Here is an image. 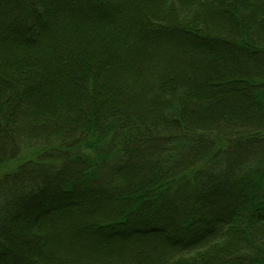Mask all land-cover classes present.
<instances>
[{"label":"trees","instance_id":"obj_1","mask_svg":"<svg viewBox=\"0 0 264 264\" xmlns=\"http://www.w3.org/2000/svg\"><path fill=\"white\" fill-rule=\"evenodd\" d=\"M244 2L0 0V264H264Z\"/></svg>","mask_w":264,"mask_h":264},{"label":"rangeland","instance_id":"obj_2","mask_svg":"<svg viewBox=\"0 0 264 264\" xmlns=\"http://www.w3.org/2000/svg\"><path fill=\"white\" fill-rule=\"evenodd\" d=\"M243 1H245L244 3H247L250 6H253L254 8H256V10H258V12H257L258 16H256L254 18V20H252L253 25L256 24V20L258 18H262V19L264 18V0H243ZM211 25H213L217 29L221 30V32H224L223 29L221 28L222 26H220V25H222L221 23H216V21H213ZM208 76H209V74H201V73L200 74L199 73L193 74V76H192L193 78H192L191 82L193 84L203 83L204 81H206L210 78V77L208 78ZM221 215L223 216L224 213L223 214L221 213ZM65 227H66V225L63 228H65ZM61 230H63L64 235L66 233V235L70 236L69 238L67 237L66 242L72 243L75 246H80V247H84V248L87 246L89 248H93L96 244H98V239L95 238L94 233H92L91 230L88 228L85 229V231H83L82 233H77L78 235L75 236V238H72L73 237L72 233L74 231H68V229L65 228V229H58V232L60 233ZM78 230H79V228L76 229V231H78ZM175 235L180 237L182 235V232H176Z\"/></svg>","mask_w":264,"mask_h":264}]
</instances>
